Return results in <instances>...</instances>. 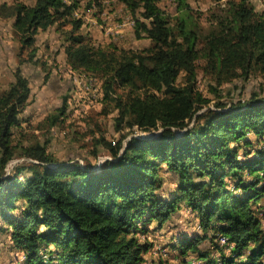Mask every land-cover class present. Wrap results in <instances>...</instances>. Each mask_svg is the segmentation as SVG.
<instances>
[{
  "label": "trees",
  "instance_id": "obj_1",
  "mask_svg": "<svg viewBox=\"0 0 264 264\" xmlns=\"http://www.w3.org/2000/svg\"><path fill=\"white\" fill-rule=\"evenodd\" d=\"M122 1L136 37L150 38L149 47L92 44L79 32L77 3L0 6L1 16L14 19L23 49L40 30L71 23L68 63L103 78L116 127L130 128L118 140L98 139L111 155L98 162L60 159L47 141L15 142L31 95L29 78L17 67L16 80L0 92V234L22 250L23 264H142L151 245L140 239L149 229L140 224L156 220L160 229L183 206L201 231L172 245L183 264H264V146L250 138L263 143L264 96L254 91L210 105L197 86L199 59L219 84L247 77L252 68L264 72V15L249 0H228L220 28L203 34L186 0H179L174 23L159 0ZM66 109L49 117L51 126ZM19 157L33 162H15ZM162 170L175 176L172 193L164 192Z\"/></svg>",
  "mask_w": 264,
  "mask_h": 264
},
{
  "label": "rangeland",
  "instance_id": "obj_2",
  "mask_svg": "<svg viewBox=\"0 0 264 264\" xmlns=\"http://www.w3.org/2000/svg\"><path fill=\"white\" fill-rule=\"evenodd\" d=\"M20 1L33 4L35 0ZM66 1L78 4L75 18H82L84 21L79 32L91 39L92 44L103 47L117 45L139 50L152 45L147 36L136 37L134 24L121 27L125 22L134 21V16L122 0H108L106 3L105 0ZM186 1L200 18L203 34L220 28V21L227 14L228 0ZM249 1L257 12L264 15V0ZM159 3L174 23L179 0H159ZM2 4L0 0V6ZM73 17L69 16V20ZM62 22L65 23L64 20ZM13 23V18L0 15V92L8 89L16 80V69L19 66L29 78L31 86L29 101L22 108L20 125L15 129V142L47 141L48 149L63 160L73 157L82 161L98 162L109 158L111 155L106 145L99 143L98 139L104 136L109 141L118 140L130 128L121 131L116 127L117 109L114 102L105 99L103 78L94 73L74 69L68 63L66 31L72 24L59 23L47 30H40L35 43L23 49ZM185 80L183 72L178 83L183 84ZM197 86L206 98H212L210 105L219 99L228 103L239 98L247 99L254 91L264 96V72L260 68H252L247 77L240 76L233 81L219 84L207 61L199 59ZM120 92H126V89L121 88ZM64 104L67 109L61 121L56 126H51L52 120L50 121L49 117L59 113V108ZM155 134L157 131H138L141 137ZM250 138L257 147L264 146V134L263 143L257 140L254 134H251ZM96 149L99 150L98 157L92 154ZM15 162L28 165L33 160L19 157ZM161 174L164 178V192L172 193L176 187L175 176L165 170H162ZM195 222V214L181 206L173 218L160 229L156 227V220L146 225L141 223V226H147L149 229L146 233L139 232L138 235L142 241L151 245L144 254L145 260L142 264H183L180 251L172 245L178 236H192L201 232ZM209 245L208 240L202 244L203 247ZM193 254L196 255L190 252L188 257ZM24 258L22 250L14 247L7 233H1L0 264H23Z\"/></svg>",
  "mask_w": 264,
  "mask_h": 264
},
{
  "label": "crops",
  "instance_id": "obj_3",
  "mask_svg": "<svg viewBox=\"0 0 264 264\" xmlns=\"http://www.w3.org/2000/svg\"><path fill=\"white\" fill-rule=\"evenodd\" d=\"M14 1H16V0H2V3L7 2V3L11 4ZM106 2H108V0H105V3ZM75 12H78V11L77 10H74V13ZM130 22H132V21H130ZM130 22H128V23L125 22V23L121 24V27H124L125 25H128V24H131L132 25V23H130Z\"/></svg>",
  "mask_w": 264,
  "mask_h": 264
},
{
  "label": "bare ground",
  "instance_id": "obj_4",
  "mask_svg": "<svg viewBox=\"0 0 264 264\" xmlns=\"http://www.w3.org/2000/svg\"><path fill=\"white\" fill-rule=\"evenodd\" d=\"M75 14H76V13H75ZM77 14H78V13H77ZM132 22L134 23V21H132ZM133 23H132V24H133Z\"/></svg>",
  "mask_w": 264,
  "mask_h": 264
}]
</instances>
